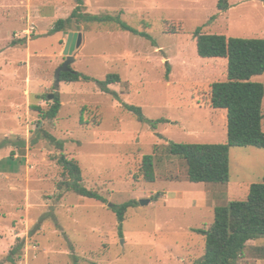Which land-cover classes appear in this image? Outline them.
<instances>
[{
    "label": "rangeland",
    "instance_id": "rangeland-1",
    "mask_svg": "<svg viewBox=\"0 0 264 264\" xmlns=\"http://www.w3.org/2000/svg\"><path fill=\"white\" fill-rule=\"evenodd\" d=\"M225 1L221 11L218 0H84L85 13L119 15L149 40L104 21L52 32L74 0H0V264H194L203 256L205 235L195 230L264 179V149L231 148L226 184L190 182L185 161L167 149L170 141H226V112L209 105L210 85L226 80V61L199 58L193 32L264 38V0ZM165 19L182 21L184 31L163 33ZM69 31L83 34L70 69L97 80L118 74L109 85L116 96L93 81L54 85ZM252 80L264 85V73ZM49 94L61 104L53 119L40 114L53 103ZM125 105L167 122L152 130ZM41 130L64 142L83 185L105 203L57 189L60 151ZM147 154L152 183L141 173ZM128 201L119 227L108 205ZM17 238L24 246L11 263ZM238 264H264V237L247 242Z\"/></svg>",
    "mask_w": 264,
    "mask_h": 264
},
{
    "label": "trees",
    "instance_id": "trees-1",
    "mask_svg": "<svg viewBox=\"0 0 264 264\" xmlns=\"http://www.w3.org/2000/svg\"><path fill=\"white\" fill-rule=\"evenodd\" d=\"M74 1L76 7L67 18L55 22L52 32L73 29V23L78 21H104L115 22L122 30L151 40L146 32H137L124 23L119 15H91L83 11L84 0ZM228 7L225 0H218L219 10L224 11ZM183 31V23L180 20L165 19L162 22V32L165 34H178ZM193 36L196 55L199 58L226 60V80L213 82L209 91L210 107L226 111V141L222 143L170 141L167 149L171 155L178 156L185 161L187 178L190 182L226 184L230 181L229 151L231 148L264 149V130L262 129L264 85L252 80V77L264 73V38H241L226 34L205 33L201 27L194 30ZM15 43L16 41H12L11 44ZM168 72L169 68L166 69L165 79L168 78ZM81 80L93 81L102 92L116 96V92L110 89L109 85L119 82L120 77L112 73L107 74L104 80H97L73 69L61 72L59 75L60 82L69 83ZM60 107L59 98L54 95L49 109L40 111L41 117L53 119ZM125 107L133 112L139 121L148 123L152 130H155L159 123L167 122L164 118L146 119L140 107L132 105H125ZM42 137L60 151L55 160L62 168L63 179L58 182L57 189L105 203L106 199L103 196L83 185L80 166L63 152L64 142L44 130ZM35 141L36 139L33 140ZM141 173L146 182L155 181L152 154L142 157ZM133 204V201H128L112 206L119 227L125 219V212ZM195 231L205 235V245L203 256L194 264H238L247 242L264 237V179L261 182L250 184L245 199L231 200L225 206L215 207L213 221L208 228ZM16 242L17 244L9 250L6 256V260L11 263H15L16 258H20V251L24 246V242H21L19 238Z\"/></svg>",
    "mask_w": 264,
    "mask_h": 264
},
{
    "label": "water",
    "instance_id": "water-1",
    "mask_svg": "<svg viewBox=\"0 0 264 264\" xmlns=\"http://www.w3.org/2000/svg\"><path fill=\"white\" fill-rule=\"evenodd\" d=\"M67 33V39H66V43L64 45V49H63V54L65 56V61L62 65H60V67H58V69L55 72L54 75V85L56 87H58L59 85V75L61 72H66L70 70V64L72 62H74L75 57L73 56V52L80 47V45L82 44L83 41V34L82 32L79 31H69L66 32ZM54 97V94H49L47 96L48 99H52ZM147 201H145L146 203ZM108 206H111V204H109Z\"/></svg>",
    "mask_w": 264,
    "mask_h": 264
},
{
    "label": "crops",
    "instance_id": "crops-1",
    "mask_svg": "<svg viewBox=\"0 0 264 264\" xmlns=\"http://www.w3.org/2000/svg\"><path fill=\"white\" fill-rule=\"evenodd\" d=\"M202 59V58H201ZM206 60H209V59H206ZM212 60H216V59H212ZM218 60H224V59H218ZM226 61V60H225ZM212 108V107H211ZM214 109V108H213ZM224 110V109H223ZM223 112V111H222ZM226 112V111H225ZM224 119L226 121V114L224 115ZM226 124V123H225ZM226 126V125H225ZM249 189V188H248ZM213 221V220H212Z\"/></svg>",
    "mask_w": 264,
    "mask_h": 264
}]
</instances>
